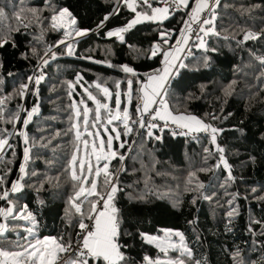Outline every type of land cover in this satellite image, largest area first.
Segmentation results:
<instances>
[{
  "label": "trees",
  "instance_id": "16d2710c",
  "mask_svg": "<svg viewBox=\"0 0 264 264\" xmlns=\"http://www.w3.org/2000/svg\"><path fill=\"white\" fill-rule=\"evenodd\" d=\"M149 3L161 8L159 1ZM137 4L133 12L123 0H0V42L8 41L0 47V141H7L0 148V213L12 210L5 218L0 214V249L23 251L38 239L63 242L75 238L79 221L90 222L89 202L98 197L76 200L83 185L72 179V158L82 147L76 125L85 127L75 107L86 100L93 105L87 87L102 102L107 88L111 106L119 93L123 109L131 81L128 128L120 126L125 145L115 144L108 177L118 174L112 203L129 264H144L145 256L185 264H264V63L258 59L264 58V0H220L205 47L183 60L163 96L172 115L194 116L221 130L215 142L208 132L177 135L140 126L141 89L179 44L196 0L187 8L173 0L176 9L166 20L138 23L122 33L123 40L109 36L138 13L153 14ZM62 9L76 23L65 17L64 27L54 29L52 17ZM248 33L260 38L245 40ZM93 118L94 111L87 129ZM130 147L119 172L120 156ZM97 177V191L106 195V177ZM163 229L181 231L191 256L162 253L141 236Z\"/></svg>",
  "mask_w": 264,
  "mask_h": 264
},
{
  "label": "snow or ice",
  "instance_id": "6c2138e0",
  "mask_svg": "<svg viewBox=\"0 0 264 264\" xmlns=\"http://www.w3.org/2000/svg\"><path fill=\"white\" fill-rule=\"evenodd\" d=\"M124 4L130 8L133 12H136V8L138 6L137 0H123ZM175 3H178V6H183L185 8L189 5V0H174ZM219 0H216V3H218ZM139 3L145 5L147 8L152 10V15H149L148 13H144L143 15L137 14V18L133 19L125 28L120 29L117 32H109L108 35H116L120 36L121 40H123V37L121 36L122 32H126L129 29H131L134 25L141 22V20H157L162 22L163 20L168 18L169 9L167 7L165 8H153L151 3H149V0H139ZM212 8L211 0H196V7L192 10V21L199 24L201 23L200 15L203 11L209 10ZM33 15L36 14V10H32ZM0 15H3V10L0 9ZM67 17L69 20V23L74 25L76 23V20L74 17H72V14L67 9H62L59 11L56 15L52 17V27L54 29L63 28L64 24L62 23L63 19ZM16 19L19 21L21 20V17L19 15L16 16ZM105 20L108 19L106 16L104 18ZM103 23V22H102ZM203 24L206 25H214V19H204ZM26 26V25H25ZM190 28L191 26L188 25ZM18 30V29H17ZM214 30V29H212ZM201 32H204L205 35L208 34V31H206L203 27L200 28ZM77 35H84L85 31H77ZM167 36V33L162 34V39ZM260 37L258 35H255L253 33H248L245 35V40H256ZM7 40H3L0 42V47H3L5 43H7ZM63 42V41H62ZM165 43H167V40H165ZM200 47H205L204 41L201 38L200 40ZM181 51V49H176L177 55H173L172 52L165 53V68L163 70L162 75L158 76H150L149 77V83L145 84L141 91H143V108L140 110L142 112H148L151 110V107L153 105H156L159 103L160 109L155 112V114L152 116V119H162L165 120L167 123L168 120H171L172 123L178 124L182 128H186L189 131H211L212 133V141L215 142L216 139V133L217 129L212 128L210 125L205 124L200 119H197L194 116H173L172 113L167 108V103L163 99V96L166 95V84L168 81V77L172 75V72L170 71L171 68L175 67V65L172 63V60L178 59V54ZM160 52L159 46H157L155 49L152 50V55L155 56ZM69 54H71V49H69ZM168 57H172V60H168ZM260 59L261 63H264V58H258ZM184 65L181 64L180 67H183ZM125 72H132L131 68L124 67L123 69ZM36 83H39V79L36 80ZM129 100L131 99V81H129ZM97 88L100 87V85H96ZM117 88L119 85L117 84ZM150 90V91H149ZM103 93L105 97L108 99H111L112 93L109 92L107 88H104ZM117 96H119V93H117ZM157 97H159V101L157 100ZM89 99L94 100L97 105V113L99 112V109L105 108L107 109V104H101L100 101L96 100L94 96L89 93L88 96ZM119 99H117L116 104L117 108L115 111V114L113 115L111 111H109V116L111 117L109 119V123H112V120H120L121 116L123 117V120L125 122V128L127 129V120L130 118L129 113L127 111H124L123 114H121L119 110ZM35 111V109H33ZM85 113H87V107H85ZM80 115L79 110H77V116ZM28 119H31V113H29ZM96 121L100 120L99 115L97 114L95 117ZM24 123H27V120L24 121ZM84 125L86 126L85 130H87L88 121L85 119L83 121ZM143 127V123L140 125ZM92 127H95V124L92 125ZM151 127H156V125H152ZM130 132L131 129H128ZM88 135H92L91 132L88 133ZM99 135V133H97ZM119 133L116 134V139H119ZM80 137V132L77 130V138ZM112 137L109 136L107 138V145L105 143V140L103 138L99 139V142H93L92 143V153L95 155L96 160L100 161L101 159L108 161L110 158H114L116 156V152L109 151L105 152V148L107 146L108 149H111L112 146ZM7 141H0V148L3 147L4 144H6ZM85 148L88 147V142H84ZM123 147V145H121ZM220 151H223L222 149H219ZM25 159H27V151L25 152ZM72 163L75 166L76 163V157L73 156ZM225 166H227V162L225 161ZM20 171L23 173L25 169L23 167L20 168ZM92 166L89 164L88 166V172L91 173ZM104 175L106 177L105 183L110 184L111 181L108 179L110 177V173L108 172L107 165L103 168ZM84 174V165L83 163L80 164V175H77V172L75 170V167H73L72 171V179L78 180L81 182V184H86L88 181L86 179H81V177ZM96 175H100V169L98 168L96 171ZM18 189V185L14 184L12 186V191L15 192ZM117 191V188L113 185L110 188V191L107 193V195H101L97 191V184L95 182L91 183L90 188L86 191L83 186L80 187L79 192L77 193L75 199L79 200L82 196H97L98 199L95 202H89L90 208L88 209V214L85 217L87 220L92 221L91 225L86 224L83 222V220L78 222V228L79 232L76 233L75 238H70L68 240H63V242L58 241L56 239H44V240H37L35 243L30 244L28 247H24L23 251H9V250H2L0 249V264H129V261L126 259L125 254L121 250V245L119 243V236H120V229H119V220H118V213L115 205L112 203L114 199V195ZM8 193L5 192L3 197L4 199H7ZM100 201H104L102 204ZM76 212L80 213V215L83 217L85 214L82 211L81 205L75 204ZM99 206V207H98ZM3 215H10V213H0ZM232 213H229V216H231ZM21 218H24L23 214L21 215ZM3 226H0V230H2ZM31 232V229L28 230ZM177 236L179 237L181 241V247L183 248V251L180 252L181 256H191V250L188 249L184 244V236L176 231H168L165 233V237L170 239L171 236ZM141 236L149 243V244H155L162 253L167 254V251L169 248H176V245L171 243H166L165 241H161L156 237L148 236L146 234L141 233ZM63 239V238H62ZM144 264H185L184 260H170V261H161L159 259H154L149 256L143 257Z\"/></svg>",
  "mask_w": 264,
  "mask_h": 264
},
{
  "label": "rangeland",
  "instance_id": "374dc122",
  "mask_svg": "<svg viewBox=\"0 0 264 264\" xmlns=\"http://www.w3.org/2000/svg\"><path fill=\"white\" fill-rule=\"evenodd\" d=\"M152 1H159V0H152ZM178 4V3H177ZM218 4V3H217ZM217 4L215 5V8H216V6H217ZM158 8V7H157ZM181 8H185V7H183V6H181ZM176 9V8H175ZM174 9V10H175ZM173 10H171V11H169V14H168V17H169V15H170V13L172 12ZM137 18V15H136V17L134 18V19H136ZM209 19H211V16L209 17ZM166 20V19H165ZM132 21V20H131ZM130 21V22H131ZM144 21H148V20H141V22H139V23H142V22H144ZM149 21H154V22H160V21H157V20H149ZM164 21V20H163ZM129 22V23H130ZM138 24V23H137ZM136 24V25H137ZM135 26V25H134ZM207 26L208 25H206V27H205V30L206 31H209V29L207 28ZM127 27V26H126ZM125 28V27H124ZM120 30V29H119ZM119 30H116V31H114V32H117V31H119ZM185 30H188V27L186 26V29ZM123 33V32H122ZM122 33H121V35H122ZM188 33H189V37H190V31L188 30ZM209 33V32H208ZM206 39H207V35H206V38L203 40L204 41V44L206 43ZM200 45V43H198V45H197V48L196 49H199V48H202V47H200L199 46ZM174 51L176 50V47L173 49ZM193 53V52H192ZM191 53V54H192ZM187 57H189L188 55L186 56V57H184L183 58V56H181L180 58V63H179V66H178V68H177V71H178V69L179 68H181L180 67V65L183 63V60L184 59H186ZM177 73V72H176ZM173 78V77H172ZM148 81V80H147ZM171 81V80H170ZM170 81H169V83H170ZM83 89H84V91H85V93H87V97L89 96V93H91V95L92 96H94L95 98H96V100H98V101H100L98 98H97V96H95L87 87H83ZM103 90V89H102ZM128 92H129V90H128ZM128 92H127V94H128ZM104 94V93H103ZM105 96V95H104ZM112 98V97H111ZM89 99V98H88ZM117 99H119V101H120V103H119V110H120V112H121V114H123V112L124 111H127L128 113H129V108H130V102H131V99L129 100V96L127 95V97H126V101H125V104H124V108L122 109L121 108V106L123 105V98H121V96H120V94H119V96H117L116 97V100H115V105L114 106H111L112 105V102H111V99H108L107 97H106V100H105V102H102V101H100V103L101 104H107V115H106V117L104 118L103 116H102V109L103 108H101V109H99V112L97 113V105H96V102L94 101V100H91V99H89V100H91L92 101V103H93V105H91V106H89L88 104H89V101L88 100H86V101H83V103H82V105H83V107H80V106H78V105H76V107H75V109H76V113H77V110H79V112H80V110H82V113H83V115H84V120L85 119H87V121H89L90 120V118H91V114H92V112L94 111V118H93V121H92V124L90 125V127L87 129V130H85V128H86V126L84 127V123H83V130L81 131L80 129L82 128V127H80L78 124L76 125V128H77V130H79V132H80V139H82V147H81V150H80V152L79 153H77L76 155H75V157H76V163H75V166L73 165V163H72V167H75V170H76V164H78V174L77 175H80V164L81 163H83V165H84V168H86V172H87V174L85 175V178L84 179H86L88 182L86 183V184H83V187L85 188V190H86V185H88V183H89V180L91 179L90 178V176H91V174L93 173V171L94 170H96L97 171V167H98V164H99V162L101 161H97L96 160V157H95V155L92 153V143L93 142H96V143H98L99 142V139H101V138H103L104 140H105V143H106V145H107V138L109 137V136H111L113 139H112V146H111V149H108L107 148V146H106V148H105V152H109V151H114L115 152V150H114V146H115V144L116 143H118V145H119V147L120 148H122L121 147V145H125L124 144V142L122 141V138H121V131H120V126L122 127V126H124L125 125V122H124V120H123V117L121 116V119L120 120H112V123H109L108 121H109V119L111 118L110 116H109V111H111V113L114 115L115 114V111H116V108H117V104H116V101H117ZM164 99V98H163ZM85 107H87V113H85ZM142 107L143 106H140V110L142 109ZM141 112L142 111H140V115H141ZM99 115V117H100V120L99 121H96L95 120V117H96V115ZM79 116H77V118H78ZM159 120H161L162 122H164V123H166L165 122V120H162V119H159ZM101 123V124H100ZM93 124H95V127H92V125ZM166 124H168V125H170V126H176L177 124H174V123H172V122H170V121H167V123ZM89 132H91L92 133V135H88V133ZM197 132H199V131H197ZM200 132H202V131H200ZM204 133L205 132H208L209 134H210V136H211V138H212V133H211V131L209 130V131H203ZM97 133H99V135H97ZM117 133H119L120 135H119V139H116V134ZM221 133V130H218L217 131V133L215 134L216 135V139H217V136L219 135ZM215 139V140H216ZM85 141H87L88 142V147L87 148H85V145H84V142ZM113 160V158H110V160H108V162H111ZM89 164H91V166H92V171H91V173H89L88 172V166H89ZM100 176V175H99ZM97 179H98V177H97V175H96V173H95V175H94V177H93V179H92V182H97ZM16 185H18V189H17V191L20 189V181L16 184ZM11 212H12V210L10 209V208H6V209H4V213H10L11 214ZM4 216V218L6 217V216H8V215H3ZM3 225V223H0V226H2ZM168 231H172V232H176V231H178V232H180L183 236H184V234L181 232V231H179V230H173V229H163L162 230V232L161 233H157V234H146V235H148V236H153V237H156V238H158L159 240H161V241H165L166 243H171V244H174V245H176V248H169L168 249V251H167V254L168 253H170V252H178L179 254H180V252L181 251H183V248L181 247V241H180V239H179V237H177V236H175V235H173V236H171V238L170 239H168V238H166L165 237V233L166 232H168ZM144 239V238H143ZM39 240V239H38ZM145 240V239H144ZM37 240H34V241H32L31 243H29L28 244V246H30V244H32V243H35ZM145 242L146 243H148L146 240H145ZM149 244V243H148ZM183 244L188 248V249H190L189 248V246L187 245V243H186V240H185V236H184V241H183ZM150 245H152V246H154L155 248H157L159 251H160V249L155 245V244H150ZM27 246V247H28ZM161 252V251H160ZM170 260H173V258H171V257H166V258H161V261H170Z\"/></svg>",
  "mask_w": 264,
  "mask_h": 264
},
{
  "label": "built area",
  "instance_id": "2783aa9c",
  "mask_svg": "<svg viewBox=\"0 0 264 264\" xmlns=\"http://www.w3.org/2000/svg\"><path fill=\"white\" fill-rule=\"evenodd\" d=\"M220 1V0H219ZM212 3V8L206 11H203L200 15V20L201 23L197 24L195 22L192 21L191 17L192 14H190L187 17V27L188 25H190L191 27L188 29L190 31V39H189V43L186 47V49L184 50V53L182 54L183 58L186 57L187 55L190 56L192 52L196 51L197 49V45L198 43H200L201 38L204 40L206 38V35L204 32L200 31V28L203 27L205 29L206 24H203V20L204 19H209V17L214 13L215 11V5L216 0H211ZM159 4L161 8H165L167 7L169 9V11L174 10L175 8L173 7V0H159ZM169 85V82L167 84V86L165 88H167ZM160 99V98H159ZM158 99V101H159ZM160 109V105L159 103H157L156 105H154L150 111L144 113L141 112V121L143 123V130H146L148 132H153V131H158V132H163V131H171L173 134H177V135H196L199 132L197 131H189L186 128H182V127H178L176 126H170L164 122H162L161 120H159V118L157 119H152V116L155 114L156 111H158ZM152 125H156V127H151ZM203 132V131H202ZM204 133V132H203ZM133 147H130L127 151H125L121 156H120V168H119V172L122 170V168L124 167V163L126 162V160L128 159L131 151H132ZM112 162V161H111ZM105 161L103 159H101V161L98 164L97 169H100V176H105L104 172H103V168L105 165H107V169L108 172L110 173L112 170V163ZM118 177V174L115 175L110 181L111 183L108 186V191L107 193L110 191L111 186L114 185L116 179ZM106 193V195H107ZM105 195V196H106ZM104 201H100V203L102 204ZM99 207V206H98ZM92 221H90L88 224L91 225ZM2 259V258H0Z\"/></svg>",
  "mask_w": 264,
  "mask_h": 264
},
{
  "label": "crops",
  "instance_id": "0c3cea01",
  "mask_svg": "<svg viewBox=\"0 0 264 264\" xmlns=\"http://www.w3.org/2000/svg\"><path fill=\"white\" fill-rule=\"evenodd\" d=\"M149 1H151L152 2V0H149ZM195 7H196V5H195ZM195 7H194V9H195ZM192 14V13H191ZM189 29V28H188ZM189 39H190V37H189V33H188V30H185V32H183V34L181 35V37H180V40H179V44L176 46V49H181V51L179 52V54H178V59H176V60H172V57H168V60H172V63L175 65V67H173V68H171L170 69V71L172 72V75H170L169 77H168V81H167V84H168V82L172 79V77L176 74V72H177V68H178V66H179V61H180V57L182 56V54L184 53V50L186 49V47H187V45H188V43H189ZM172 53H173V55L175 56V55H177V53H176V50L174 51H172ZM165 62H164V65H163V67H162V69L158 72V73H156V74H154V75H152V76H158V75H162L163 74V70H164V68H165ZM149 83V79H148V81L145 83V84H148ZM144 84V85H145ZM167 84H166V86H167ZM143 85V86H144ZM165 86V87H166ZM143 88V87H142ZM150 91V90H149ZM143 91H142V102H141V106H143V103H144V101H143ZM159 99V97H157V100ZM154 106V105H153ZM152 106V107H153ZM151 107V108H152ZM143 108V107H142ZM168 108V107H167ZM144 113H146V112H144ZM173 116H175V115H173ZM179 116H181V115H179ZM168 121H170V122H172L171 120H168ZM177 126L178 127H180L178 124H177ZM95 182V181H94ZM97 185H98V179H97V182H95ZM88 189H86V191H87Z\"/></svg>",
  "mask_w": 264,
  "mask_h": 264
}]
</instances>
